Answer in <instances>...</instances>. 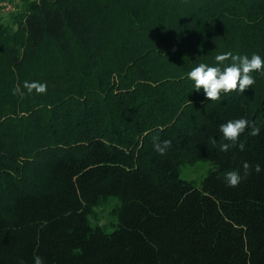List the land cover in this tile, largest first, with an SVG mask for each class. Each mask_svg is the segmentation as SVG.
Wrapping results in <instances>:
<instances>
[{
    "label": "trees",
    "instance_id": "16d2710c",
    "mask_svg": "<svg viewBox=\"0 0 264 264\" xmlns=\"http://www.w3.org/2000/svg\"><path fill=\"white\" fill-rule=\"evenodd\" d=\"M2 12L0 264H264V171L225 180L264 169V75L219 102L187 76L227 51L264 60V0H22L11 24ZM238 118L260 135L221 152L219 125ZM156 135L172 141L163 156ZM199 160L215 164L201 184L181 178ZM109 197L113 231L90 222Z\"/></svg>",
    "mask_w": 264,
    "mask_h": 264
},
{
    "label": "clouds",
    "instance_id": "9594fccd",
    "mask_svg": "<svg viewBox=\"0 0 264 264\" xmlns=\"http://www.w3.org/2000/svg\"><path fill=\"white\" fill-rule=\"evenodd\" d=\"M217 66H209L205 63H200L188 72V79L194 82V89L197 92L203 91L205 98L208 101L219 102L222 94L232 92L245 93L255 84V77L252 73L260 72L264 75V60L257 55L252 54L249 58L247 55L233 54L231 51L223 52L215 56ZM227 62V63H226ZM220 65H224L220 67ZM23 88L28 94L35 91L37 94H44L47 91V84L39 81H24ZM13 95L23 96L24 92L17 85L12 89ZM251 129V136H259L260 128L256 127L254 122H250L245 118L228 120L226 123L219 125V132L222 134L219 143L221 152H228L233 147H238L241 151L245 149V144L240 142L241 135L246 129ZM153 147L159 155H165L167 150L171 148L172 141L165 139L161 142L158 135L153 136ZM212 143L216 144V139H212ZM259 174L264 169L259 163L254 166L245 162L243 164V175L240 171L230 170L225 174V180L229 187H238L242 179L246 178L251 172ZM34 264H44L43 259L36 255L33 257ZM18 264H24L20 260Z\"/></svg>",
    "mask_w": 264,
    "mask_h": 264
},
{
    "label": "rangeland",
    "instance_id": "374dc122",
    "mask_svg": "<svg viewBox=\"0 0 264 264\" xmlns=\"http://www.w3.org/2000/svg\"><path fill=\"white\" fill-rule=\"evenodd\" d=\"M20 5L22 0H12ZM1 6V5H0ZM3 8V7H2ZM6 15L5 22L12 23V11H6L3 8ZM215 167V164L211 160H199L193 164H182L180 166V176L185 180L192 181L196 185H200L202 180L207 176L210 170ZM121 205V201L118 197H109L106 202L96 206L94 213L90 215V222L93 226H101L107 231H113L117 227L118 217L114 213L115 208Z\"/></svg>",
    "mask_w": 264,
    "mask_h": 264
},
{
    "label": "built area",
    "instance_id": "2783aa9c",
    "mask_svg": "<svg viewBox=\"0 0 264 264\" xmlns=\"http://www.w3.org/2000/svg\"><path fill=\"white\" fill-rule=\"evenodd\" d=\"M0 5L6 10V11H12L15 12L18 9L17 3L12 0H0Z\"/></svg>",
    "mask_w": 264,
    "mask_h": 264
}]
</instances>
